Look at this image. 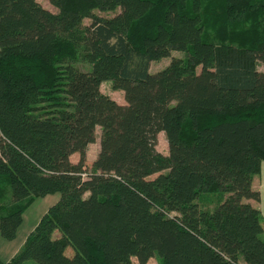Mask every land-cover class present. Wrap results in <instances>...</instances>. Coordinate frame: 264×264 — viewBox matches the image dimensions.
<instances>
[{"label": "trees", "instance_id": "trees-1", "mask_svg": "<svg viewBox=\"0 0 264 264\" xmlns=\"http://www.w3.org/2000/svg\"><path fill=\"white\" fill-rule=\"evenodd\" d=\"M49 2L0 0V235L58 194L0 264H264V0Z\"/></svg>", "mask_w": 264, "mask_h": 264}, {"label": "crops", "instance_id": "crops-1", "mask_svg": "<svg viewBox=\"0 0 264 264\" xmlns=\"http://www.w3.org/2000/svg\"><path fill=\"white\" fill-rule=\"evenodd\" d=\"M95 129H99L100 133H101V128L99 126H96ZM94 141H96V137L94 138ZM90 144H92V143H90ZM90 144L88 145L87 151H86L85 165H88V163L90 162V166H91V160L92 161L95 160L96 155H97L98 150H99V138H97L96 153H95L94 157L91 156L89 153ZM69 158H70L71 162L75 163L78 160V154L73 153L70 155ZM90 166L88 165L87 168H89ZM252 187H253V189L258 190L260 199L258 202L251 200L250 203L253 205H256L258 207L260 214H261L262 221H263V225H264V160L261 161V163H260L259 173L257 175H255L252 179ZM57 199H58L57 193L48 194V195H45L43 197L35 198L23 211L22 220H21L20 225L17 228L15 237L11 240H7V239H4L0 235V259L1 260L7 261L14 255V253L22 246L27 235L30 233V231L38 223V221L40 220L42 215L45 213L47 208L51 204H53ZM31 206L33 208V209H31V211H32L31 215L25 216V212ZM28 224H29V226L27 227ZM20 233H21V237H19ZM263 237H264V234H263ZM16 240H17V242H16Z\"/></svg>", "mask_w": 264, "mask_h": 264}, {"label": "rangeland", "instance_id": "rangeland-1", "mask_svg": "<svg viewBox=\"0 0 264 264\" xmlns=\"http://www.w3.org/2000/svg\"><path fill=\"white\" fill-rule=\"evenodd\" d=\"M38 2L48 8L49 10H52V11H55L54 7L50 4L49 0H38ZM102 15H108V13H100ZM85 22H87V20L85 19L84 20ZM171 55L174 56V57H178V58H187V55L180 51V50H177V49H173L171 51ZM169 62H170V58H161L159 60H153L150 64V68H149V71L151 73H158V72H161L162 70H164L168 65H169ZM81 69H87L89 67L88 64H85V63H82L80 61H78L76 63ZM193 69H195V71H199V67L198 66H194ZM257 71L259 73H264V68L262 65H260L259 63L257 64ZM100 89L103 93L109 95L111 98H113L116 102L118 103H124V98H123V93L122 91L120 90H114L112 89V86H111V82L110 81H105L103 82L101 85H100ZM94 136L96 137V141L92 142V144H90L89 146V153L91 156L94 157L95 153H96V143H97V138H99L100 136V130L99 129H95L94 130ZM156 150L164 155L167 154V142H166V139H165V135L162 133V132H159L157 134V141H156ZM94 161V160H93ZM93 161L91 160V164L93 163ZM88 165L90 166V162L88 163ZM86 165V167L88 166ZM91 167V166H90ZM89 167V168H90ZM88 168V169H89ZM205 202H207L209 199H212V202H214V198L213 197H206L205 198ZM211 202V204H212ZM210 205V204H209ZM31 209L32 206L25 212V216H30L31 215ZM28 213V214H27ZM27 219V218H26ZM27 221V220H26ZM27 223V222H26ZM29 226V224L27 225V227ZM21 237V233H20V236ZM17 242V240H16ZM70 250V249H68ZM132 260L134 261L135 264L136 263V260L135 258H132ZM147 264H163L162 261L158 258V256H153L152 258H150L147 262Z\"/></svg>", "mask_w": 264, "mask_h": 264}]
</instances>
